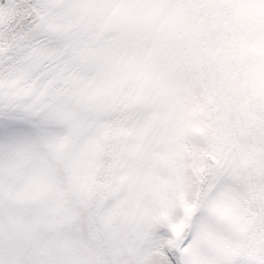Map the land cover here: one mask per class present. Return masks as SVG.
Listing matches in <instances>:
<instances>
[{"label":"snow or ice","instance_id":"6c2138e0","mask_svg":"<svg viewBox=\"0 0 264 264\" xmlns=\"http://www.w3.org/2000/svg\"><path fill=\"white\" fill-rule=\"evenodd\" d=\"M0 264H264V0H0Z\"/></svg>","mask_w":264,"mask_h":264},{"label":"trees","instance_id":"16d2710c","mask_svg":"<svg viewBox=\"0 0 264 264\" xmlns=\"http://www.w3.org/2000/svg\"><path fill=\"white\" fill-rule=\"evenodd\" d=\"M102 13L100 11H97L96 13H94V18L99 20V18L101 17Z\"/></svg>","mask_w":264,"mask_h":264}]
</instances>
